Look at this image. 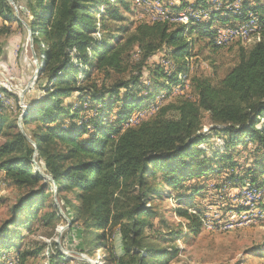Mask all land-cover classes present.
Here are the masks:
<instances>
[{
    "label": "trees",
    "instance_id": "1",
    "mask_svg": "<svg viewBox=\"0 0 264 264\" xmlns=\"http://www.w3.org/2000/svg\"><path fill=\"white\" fill-rule=\"evenodd\" d=\"M26 8L41 62L37 85L43 94L29 103L21 119L34 145L15 125L3 134L5 120L0 114V134L4 137L0 171L17 188L27 189L12 205L10 224H5L0 239H19L38 207L48 202V186L32 165L36 149V160L52 177L57 195L73 194H60L59 198L68 204V217L81 220L77 236L81 234L85 243L98 248L119 232L122 253L117 254L109 243L108 264H168L176 257L177 248L145 242L144 232L151 227L148 220L157 215L147 204L162 197L165 187L175 188L179 204L185 203L192 195L187 191L197 195L200 188H191L184 180L206 174L211 170L204 164L206 160L218 164L229 159L227 153L238 145L254 143L264 161V0H244L239 13L215 10L210 19L188 25L195 20L192 14L207 12L176 16L187 15L186 23L140 22L134 28L123 24L113 31L105 20H120L119 9H128L127 0H26ZM249 13L260 22L253 32L258 40L251 48L236 50L237 62L222 78L214 82L208 76L191 75L194 99L176 96L150 118L122 128L133 110L151 103L158 91L168 95L172 86L182 84L178 75L188 72L187 59L194 55L199 41L212 43L215 23L241 20ZM0 18L1 37L16 21L7 0H0ZM98 30L102 32L99 38L94 36ZM135 50L139 52L136 61L132 60ZM158 53L165 63L153 64L144 74L148 60ZM99 72L104 75L100 82L93 78ZM112 75L119 78L110 83ZM0 92L5 89L0 87ZM72 95L76 102L67 101ZM83 98L91 102L88 109L93 110V116L84 114L86 108L81 104L74 108L73 104ZM205 114L210 127L203 131ZM212 137L220 139V146H209ZM263 161L256 160L254 168L247 169V173L254 172L252 182L258 172L264 173ZM155 168L164 171L159 186L153 184ZM188 205L177 206L174 213L185 221V233L195 236L203 228V211L195 203ZM56 219L54 209L37 216L43 225ZM167 233L166 238L158 234V244L177 240L182 230ZM262 247L249 252L264 257ZM91 249L88 247L89 253ZM40 250L18 252L20 263ZM59 258L66 259L62 254Z\"/></svg>",
    "mask_w": 264,
    "mask_h": 264
},
{
    "label": "rangeland",
    "instance_id": "2",
    "mask_svg": "<svg viewBox=\"0 0 264 264\" xmlns=\"http://www.w3.org/2000/svg\"><path fill=\"white\" fill-rule=\"evenodd\" d=\"M12 1L13 4H10L14 10L16 21L12 22L9 32L0 37V87L5 89V92H0V114L5 120L3 134L12 131L9 126L14 125L19 131L25 133L21 114L23 110H27L29 103L43 94L37 85L38 76L32 80L36 64L41 67V62L37 55V47L30 34L31 29L28 24L30 14L26 8V0H16V3L14 0ZM203 1L205 5L198 0H127L128 9H119V15L122 18L120 20L106 19L105 22L107 28L113 31L123 24L134 28L140 22L152 23L164 20L170 23H180L175 21L179 14H189L193 11L207 12L206 18H202L198 14L197 19L186 23L188 25L210 19L212 11L215 10H226L233 14L239 13L244 0H241L239 4H234L235 0ZM176 7L181 9L176 10ZM251 16L254 14L249 13L246 18L241 20L230 18L223 25L220 21L215 23L212 43L208 39L199 41L193 48L194 55L187 59L188 72L178 75L183 80L182 84L172 86L168 95L165 91H158L156 98L151 103L133 110L126 119L128 121L122 124V128L135 126L150 118L159 107L172 101L176 96L194 99L195 93L189 83L191 75L208 76L214 82L222 78L237 62L236 50L241 46L251 48L258 39L254 33H248L233 36V38L219 44L215 41L216 33L222 32V28H243ZM255 17L260 20L259 16L255 15ZM96 19L99 21V16ZM101 35L102 32L99 30L94 34L98 38ZM138 54L139 52L135 50L132 60L136 61ZM163 62L165 63L161 59V53L154 55L148 60L144 74L153 64L155 66L163 65ZM122 77L125 78L126 74ZM93 78L100 82L104 75L100 72L94 73ZM117 78L119 75H112L109 78L110 83ZM74 96L72 95L67 101L76 102ZM80 104L86 108L84 114L94 115L93 110L88 109L92 105L88 99L83 98L80 102L77 101L73 104L74 108ZM202 125L203 131L210 127L206 114ZM28 127L31 128L32 125H28ZM25 137L34 145L33 140L28 135ZM3 141L4 137L0 134V143ZM208 144L210 147H218L220 146V139L212 137ZM209 152L208 150L207 154ZM227 154L230 158H223L218 164H215V160H206L204 164L211 168L206 174L194 175L191 179L184 180V184L187 186L200 188V193L197 195L191 193L192 190L187 191V194L192 195L187 198L186 202L184 201L185 203L179 204L180 201L175 196L177 193L175 188L165 187L162 197H154L147 204L153 206L157 215L148 220L151 227L144 232L145 242L156 247L177 248L176 257L168 264H264V257L254 256L249 252L251 248L261 245H263L261 250H264V173L259 174L258 172L254 182L250 180L254 172L247 173L248 168H254L256 160L263 161L262 152L261 150L258 151L254 143H249L238 145ZM33 156H35L32 159L34 172H38L41 176L38 170L40 169L43 173L48 174L43 171L36 160V153ZM221 156L225 155L221 154ZM34 162L38 164V168ZM154 170L157 177L153 180V184L159 186L164 171L159 168ZM240 177H242L241 183L240 180L236 181V178ZM41 178L48 186V192H50L48 202L38 207L36 216L30 220V225L20 231L19 239H10L9 237V240L5 242L0 239V264H108L107 247L109 243L113 245L117 254L122 253L121 236L117 230L104 246L98 248H95L93 244L89 246L88 243H85L86 239L84 242L81 234L77 236L81 228V220L72 221L68 217V204L63 203L59 198L60 194V196L66 195L68 197H72L73 194L61 192L57 195V188L52 181L43 176ZM26 191V188H17L5 176L4 172L0 171V232L5 228V224L6 226L10 224L12 205ZM190 203L200 206L199 208L203 211L200 214L203 228L195 236L185 233V221L174 213L177 206H189ZM52 209L56 210V220L50 225H43L38 222L37 216ZM188 209L193 211L191 206ZM179 230H182L180 238L164 245L158 244L159 236L166 238L167 232ZM39 247L41 250L38 253L28 256L23 263H20L18 252L32 251ZM88 247L92 248L91 253H89ZM61 254L65 255V260H60Z\"/></svg>",
    "mask_w": 264,
    "mask_h": 264
},
{
    "label": "bare ground",
    "instance_id": "3",
    "mask_svg": "<svg viewBox=\"0 0 264 264\" xmlns=\"http://www.w3.org/2000/svg\"><path fill=\"white\" fill-rule=\"evenodd\" d=\"M198 14L199 13L192 14V16L194 17V19H197ZM189 15H190V13H189ZM199 16H202V18H206L207 15L206 14H204V15H201L200 14ZM182 18H184V19H182ZM176 20L179 21V22H181V23H186L187 20H188V17H187V15H184L182 17H177ZM254 22H257V20L251 18L250 20H248V22H246V24L244 25L243 28L240 27L241 29L240 28L232 29L233 27L232 28H222V32L236 31V30H239L240 29V33H243V35L248 34V33H253L258 28V25L254 27ZM233 36H236V35H228L226 38H224L222 40V35H216V42H220L219 44H221V43L225 42L226 40H228L230 38H233Z\"/></svg>",
    "mask_w": 264,
    "mask_h": 264
},
{
    "label": "water",
    "instance_id": "4",
    "mask_svg": "<svg viewBox=\"0 0 264 264\" xmlns=\"http://www.w3.org/2000/svg\"><path fill=\"white\" fill-rule=\"evenodd\" d=\"M7 1H8L9 3L13 4V1H12V0H7ZM29 33H30V29H29ZM30 34H31V33H30ZM39 70H40V65H39V64H36L35 74H34L32 80H34L35 78H37V76L39 75ZM25 115H26V111L23 110V112H22V114H21V119H22ZM22 132H23V131H22ZM23 134L26 136L25 133H23ZM29 140H30V139H29ZM31 142H32V141H31ZM33 143H34V142H33ZM35 153H36V152H35ZM35 153H34V154H35ZM34 164H35L36 168H38V164H37L36 162H34ZM38 170H39L41 176L48 178L50 181H52V183L54 184V186H56V184L54 183L52 177H51L49 174H45V173H43L40 169H38ZM55 189H56V188H55Z\"/></svg>",
    "mask_w": 264,
    "mask_h": 264
},
{
    "label": "built area",
    "instance_id": "5",
    "mask_svg": "<svg viewBox=\"0 0 264 264\" xmlns=\"http://www.w3.org/2000/svg\"><path fill=\"white\" fill-rule=\"evenodd\" d=\"M239 2H241V0H235L234 4L239 3ZM197 18H198V16H197ZM182 19H184V18H182ZM259 24H260V22H254V27L259 25ZM216 35H222V40H223L228 35H243V33H240V29H239L236 31L219 32V33H216ZM217 43H220V42H217Z\"/></svg>",
    "mask_w": 264,
    "mask_h": 264
}]
</instances>
